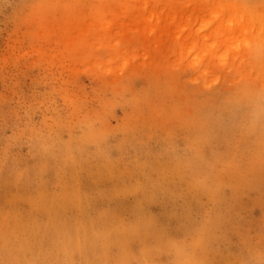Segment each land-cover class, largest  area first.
I'll list each match as a JSON object with an SVG mask.
<instances>
[{
  "label": "rangeland",
  "instance_id": "374dc122",
  "mask_svg": "<svg viewBox=\"0 0 264 264\" xmlns=\"http://www.w3.org/2000/svg\"><path fill=\"white\" fill-rule=\"evenodd\" d=\"M0 264H264V0H0Z\"/></svg>",
  "mask_w": 264,
  "mask_h": 264
}]
</instances>
